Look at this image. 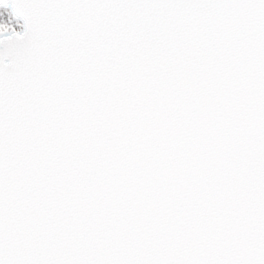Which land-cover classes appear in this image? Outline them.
Here are the masks:
<instances>
[{"label":"snow or ice","instance_id":"obj_1","mask_svg":"<svg viewBox=\"0 0 264 264\" xmlns=\"http://www.w3.org/2000/svg\"><path fill=\"white\" fill-rule=\"evenodd\" d=\"M0 264H264V0H0Z\"/></svg>","mask_w":264,"mask_h":264}]
</instances>
